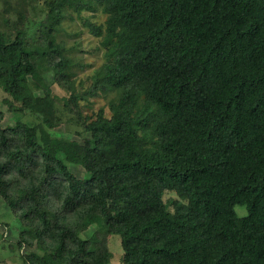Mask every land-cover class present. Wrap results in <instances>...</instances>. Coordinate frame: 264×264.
Instances as JSON below:
<instances>
[{
  "label": "trees",
  "instance_id": "obj_1",
  "mask_svg": "<svg viewBox=\"0 0 264 264\" xmlns=\"http://www.w3.org/2000/svg\"><path fill=\"white\" fill-rule=\"evenodd\" d=\"M48 6L36 37L0 29V88L16 117L3 127L0 110V199L22 224L20 246L44 253L24 264H110L114 235L129 241L122 264H264V0ZM97 9L106 21L91 34L105 61L79 95L56 34L70 11ZM48 72L72 91L69 113L112 96L111 116L85 122L83 141L52 135ZM27 112L39 122L24 123Z\"/></svg>",
  "mask_w": 264,
  "mask_h": 264
},
{
  "label": "rangeland",
  "instance_id": "obj_2",
  "mask_svg": "<svg viewBox=\"0 0 264 264\" xmlns=\"http://www.w3.org/2000/svg\"><path fill=\"white\" fill-rule=\"evenodd\" d=\"M10 3L7 8L5 2ZM49 0H0V29L10 34L17 33L18 30L29 28V35L36 37L37 27L47 17L49 10ZM106 15L101 10L83 11L80 15L70 11L56 34V40L63 43L66 47V54L73 59V66L70 72L73 74L71 84H75V91L81 95L90 87L96 72L101 68L105 61V49L101 46V38H96L91 34V24L104 27ZM47 81L51 83V88L56 97L58 126L51 133L65 140L83 141L88 134L84 131L85 122L90 121L99 110H104L106 116H111L110 101L112 96H92L88 100H80L79 115L69 113L63 106V101L67 99L72 91L68 92L62 89L58 84L52 83L54 73L44 74ZM7 95L0 88V110L4 113L5 118L2 126L14 125L16 117L14 113L8 111L6 102ZM20 105V104H19ZM17 105V107H19ZM21 120L28 124L34 125L39 122L37 118L26 113ZM77 177L83 178L90 172V166L86 160L77 167H73ZM165 202L172 204V200L178 199L174 193H165L163 196ZM236 206L235 210L239 215L246 214V209ZM173 210V206H170ZM95 228L89 225L86 232L79 235L81 240L91 236ZM22 224L19 218L9 210L5 202L0 199V264H24L23 257L29 253L43 255L42 251L35 247L21 244ZM128 243L126 235L109 237L108 247L112 253L110 264H122V255L124 254L123 243Z\"/></svg>",
  "mask_w": 264,
  "mask_h": 264
}]
</instances>
